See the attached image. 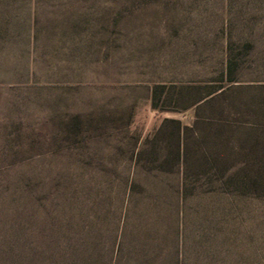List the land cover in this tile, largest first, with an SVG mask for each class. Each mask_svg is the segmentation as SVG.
<instances>
[{"label": "rangeland", "instance_id": "obj_1", "mask_svg": "<svg viewBox=\"0 0 264 264\" xmlns=\"http://www.w3.org/2000/svg\"><path fill=\"white\" fill-rule=\"evenodd\" d=\"M207 8L98 18L76 0H0V264L61 263L78 243L102 259L126 207L145 219L151 199L175 204L179 170L158 168L143 143L165 117L191 123L178 85L219 75L228 34L262 38L261 52L241 63L224 109L201 112L236 134L260 128L264 18Z\"/></svg>", "mask_w": 264, "mask_h": 264}, {"label": "trees", "instance_id": "obj_2", "mask_svg": "<svg viewBox=\"0 0 264 264\" xmlns=\"http://www.w3.org/2000/svg\"><path fill=\"white\" fill-rule=\"evenodd\" d=\"M76 1L94 8L98 18L128 17L150 4L171 5L177 15L181 9L193 8V13L197 8L208 10L219 4L223 18H264V0ZM200 10L195 12L197 18H205ZM233 26L229 22V30ZM247 28L252 29V24ZM261 40L228 34L219 75L206 79L204 86L178 85L176 98L187 96L185 106H194L191 123L165 117L145 138L143 144L159 160L158 168L180 172L177 196L172 199L175 204L155 197L147 202V208L156 216L147 210L145 219L136 218L126 207L121 224L111 234L106 256L101 259L96 251H91L90 257L79 256L87 246L71 244L59 264H264V93L259 103L262 113L252 123L260 128L236 134V129L201 112L224 109L225 92L240 84L233 83L241 79L240 65L247 62L250 53L261 52L256 43ZM260 60L263 64L264 58ZM258 87L264 88V83ZM152 98L156 104V88ZM163 140L168 144L160 152L158 145ZM168 219L174 222L169 225Z\"/></svg>", "mask_w": 264, "mask_h": 264}]
</instances>
